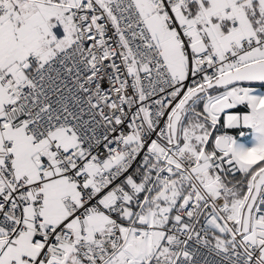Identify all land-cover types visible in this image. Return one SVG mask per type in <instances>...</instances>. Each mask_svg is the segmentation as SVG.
I'll return each instance as SVG.
<instances>
[{"label":"snow or ice","instance_id":"6c2138e0","mask_svg":"<svg viewBox=\"0 0 264 264\" xmlns=\"http://www.w3.org/2000/svg\"><path fill=\"white\" fill-rule=\"evenodd\" d=\"M0 264H264V0H0Z\"/></svg>","mask_w":264,"mask_h":264}]
</instances>
